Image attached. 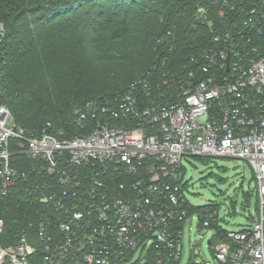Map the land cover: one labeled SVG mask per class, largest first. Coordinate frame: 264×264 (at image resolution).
Returning a JSON list of instances; mask_svg holds the SVG:
<instances>
[{
	"label": "built area",
	"instance_id": "2783aa9c",
	"mask_svg": "<svg viewBox=\"0 0 264 264\" xmlns=\"http://www.w3.org/2000/svg\"><path fill=\"white\" fill-rule=\"evenodd\" d=\"M209 1L220 20L210 45L76 109L78 126L94 120L85 134L19 127L0 82V264H179L185 224L203 216L187 214L190 156L248 164L256 217L227 230L213 259L264 264V0Z\"/></svg>",
	"mask_w": 264,
	"mask_h": 264
},
{
	"label": "trees",
	"instance_id": "16d2710c",
	"mask_svg": "<svg viewBox=\"0 0 264 264\" xmlns=\"http://www.w3.org/2000/svg\"><path fill=\"white\" fill-rule=\"evenodd\" d=\"M136 3L0 0V22L5 28L0 43V82L12 122L33 133L50 123L54 132H62L59 137L70 136L65 134L69 129H78L76 135L85 134L94 120L87 118L78 126L76 109L91 101L112 103L132 82L125 83L126 77L135 80L149 72L155 80L165 69L182 68L191 56L210 45L211 28H219L216 7L209 0H142L134 9ZM202 6L207 16L198 20L197 10ZM119 10L132 14L118 18ZM108 11L105 19L97 20ZM173 27L176 35L165 38ZM99 54L103 58L96 59ZM102 59L109 61L104 71ZM185 186L188 181L182 184ZM215 205L213 201L197 206L188 202L186 207L188 215L202 211L198 229L212 231L208 241L212 256V239L228 241Z\"/></svg>",
	"mask_w": 264,
	"mask_h": 264
},
{
	"label": "rangeland",
	"instance_id": "374dc122",
	"mask_svg": "<svg viewBox=\"0 0 264 264\" xmlns=\"http://www.w3.org/2000/svg\"><path fill=\"white\" fill-rule=\"evenodd\" d=\"M141 2L142 0H137V3L132 7L134 9L139 8ZM110 12L97 16V20L105 19ZM131 14L132 11L119 10L116 13V17L120 18ZM87 34H90V30H88ZM101 55L99 54L95 58H100ZM101 57L103 58V56ZM95 58L92 62H95ZM102 60H104V68L101 70L104 71L109 61L106 59ZM133 78L129 79L126 77L125 83L129 80L134 81ZM74 132L77 133L79 130L69 129L65 134L75 136L76 133ZM182 165L185 169L184 181H188V188L185 191L186 199L195 206L204 205L210 201L215 202L216 207L213 206V208L218 211L221 225L225 230H239L249 225L256 217V186L252 171L247 163L242 160L220 157H209L202 162L190 156L183 160ZM228 212H231V216L228 215ZM197 223L198 221L192 218L185 224L179 264H218L213 259L208 246L212 231H200ZM212 240V248L215 250L218 242H216V239ZM137 261V264H144L143 259L138 258Z\"/></svg>",
	"mask_w": 264,
	"mask_h": 264
}]
</instances>
